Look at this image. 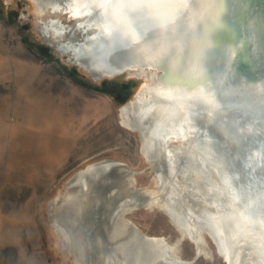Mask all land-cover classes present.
Here are the masks:
<instances>
[{
	"label": "bare ground",
	"instance_id": "1",
	"mask_svg": "<svg viewBox=\"0 0 264 264\" xmlns=\"http://www.w3.org/2000/svg\"><path fill=\"white\" fill-rule=\"evenodd\" d=\"M31 1L39 34L73 65L142 80L120 121L140 134L156 188L112 159L70 177L49 211L76 264H192L130 219L139 209L165 213L200 254L205 231L227 264L264 260V0ZM177 163L184 181L164 190Z\"/></svg>",
	"mask_w": 264,
	"mask_h": 264
},
{
	"label": "rangeland",
	"instance_id": "2",
	"mask_svg": "<svg viewBox=\"0 0 264 264\" xmlns=\"http://www.w3.org/2000/svg\"><path fill=\"white\" fill-rule=\"evenodd\" d=\"M37 17L31 0H0V264H76L49 211L70 177L91 163L112 159L138 173L139 187L156 188L140 134L120 121L122 106L142 80L93 79L42 38ZM26 115L49 116L51 130H21L18 118ZM179 165L173 166L171 179L160 175L164 190L184 179ZM129 217L148 235L181 241L177 226L159 209H139ZM204 241L207 256L196 258V245L188 237L178 247L180 256L194 259L192 264H227L208 233Z\"/></svg>",
	"mask_w": 264,
	"mask_h": 264
},
{
	"label": "crops",
	"instance_id": "3",
	"mask_svg": "<svg viewBox=\"0 0 264 264\" xmlns=\"http://www.w3.org/2000/svg\"><path fill=\"white\" fill-rule=\"evenodd\" d=\"M18 123L23 125V128H20L21 130H51V119L49 116H20Z\"/></svg>",
	"mask_w": 264,
	"mask_h": 264
},
{
	"label": "water",
	"instance_id": "4",
	"mask_svg": "<svg viewBox=\"0 0 264 264\" xmlns=\"http://www.w3.org/2000/svg\"><path fill=\"white\" fill-rule=\"evenodd\" d=\"M109 76H112V75H109ZM137 78L139 79L140 77L139 76H137ZM95 79V78H94ZM95 80H98V79H95ZM101 80H103V78H101ZM129 103V102H128ZM219 120V121H218ZM228 123V121L226 120V119H223L222 117H219L218 119H217V121H216V126H218V127H220L221 129H225V128H228V127H226V124ZM223 128H222V127ZM223 129V130H224ZM227 130H229V129H227ZM142 140V139H141ZM231 153V152H230ZM148 160V159H147ZM231 163V162H230ZM203 233H208V232H203ZM212 238H213V240H214V242L218 245V243H217V241H216V238L214 237V235L213 234H210V232L208 233ZM185 239V236L183 235L182 236V238H181V241L178 243V245H177V249H179L178 247L180 246V244L182 243V241ZM247 243H249V245H250V247H252V245H254L256 242V240H257V238H255L254 236H251L250 238H248L247 237ZM221 245V244H220ZM249 245L247 244V246L246 247H249ZM221 248L223 249V247L221 246ZM226 253V252H225ZM222 254V253H221ZM200 255V253L198 252V251H196V258L198 257ZM223 255V254H222ZM224 256V255H223ZM226 259V258H225ZM251 264H264V260H261V261H259V262H254V263H251Z\"/></svg>",
	"mask_w": 264,
	"mask_h": 264
}]
</instances>
